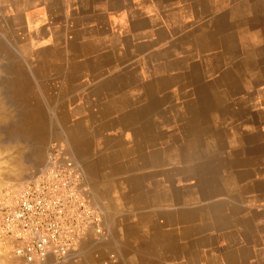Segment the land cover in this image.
<instances>
[{"label":"rangeland","instance_id":"1","mask_svg":"<svg viewBox=\"0 0 264 264\" xmlns=\"http://www.w3.org/2000/svg\"><path fill=\"white\" fill-rule=\"evenodd\" d=\"M12 22L8 37L0 35V197L6 187L21 186L51 144L63 143L82 166L112 231L102 186L95 187L103 178L88 172L101 148V130L89 129L84 114L71 112L70 104L80 99L65 97L70 83L52 78L63 67L52 53L22 46ZM252 41L241 59L234 45L232 66L219 65L221 60L190 64L188 74L159 82L168 87L163 96L137 99L146 105L120 115L119 128L104 131L103 137L114 138L103 139L114 161H108V176L133 178L136 172L139 185L147 186L138 191L158 197L153 208L159 220L142 227L148 244L136 258L122 256L121 264H249L251 256H264V204L253 207L264 199L256 189L262 185L264 191V50ZM125 186V199H134L136 192ZM0 252L9 256L1 243ZM85 263L95 262L86 257Z\"/></svg>","mask_w":264,"mask_h":264},{"label":"crops","instance_id":"2","mask_svg":"<svg viewBox=\"0 0 264 264\" xmlns=\"http://www.w3.org/2000/svg\"><path fill=\"white\" fill-rule=\"evenodd\" d=\"M0 9L4 26L0 35L8 37V19H12L22 46L52 53L55 65L63 67L53 80L69 82L65 97L80 99L70 104L71 112L84 114L89 129L101 130L97 137L101 148L90 160L95 162L88 165V172L103 178L94 186H102L100 194L109 206L113 230L105 238L83 243L72 259L121 264L122 256L136 258L149 242L142 227L159 220L153 208L158 197L138 191L147 186L139 185L136 172L133 178L128 173L108 176L113 172L108 161H114L103 139L114 138L113 133L107 137L103 133L119 128L120 115L146 105L137 99L163 96L168 87H160L159 82L188 74L187 65L221 60L219 65L232 66L234 45L241 51L235 58L241 59L248 54L252 38L256 41L251 46L264 50V0H0ZM126 98L135 103L121 101ZM92 115L98 116L94 120ZM127 183L136 192L128 201L121 192ZM256 189L264 195L262 185ZM263 200L253 207H260ZM248 260L264 264V256ZM0 264L22 262L0 252Z\"/></svg>","mask_w":264,"mask_h":264},{"label":"built area","instance_id":"3","mask_svg":"<svg viewBox=\"0 0 264 264\" xmlns=\"http://www.w3.org/2000/svg\"><path fill=\"white\" fill-rule=\"evenodd\" d=\"M106 236L104 208L63 143L51 144L21 186L2 191L0 243L22 264H84L72 255Z\"/></svg>","mask_w":264,"mask_h":264}]
</instances>
